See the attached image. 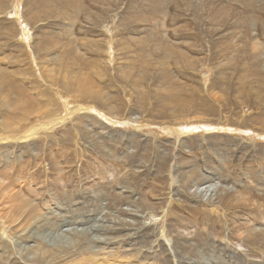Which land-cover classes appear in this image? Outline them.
Segmentation results:
<instances>
[{"label": "rangeland", "instance_id": "1", "mask_svg": "<svg viewBox=\"0 0 264 264\" xmlns=\"http://www.w3.org/2000/svg\"><path fill=\"white\" fill-rule=\"evenodd\" d=\"M74 262L264 264V0H0V264Z\"/></svg>", "mask_w": 264, "mask_h": 264}, {"label": "bare ground", "instance_id": "2", "mask_svg": "<svg viewBox=\"0 0 264 264\" xmlns=\"http://www.w3.org/2000/svg\"><path fill=\"white\" fill-rule=\"evenodd\" d=\"M14 9V11H13V13L12 14H10L9 16H11V18H16V19H18L19 17H20V15H18L17 14V11H16V9L15 8H13ZM12 11H10L9 13H11ZM26 23V22H25ZM24 28H25V32H24V34L20 37V39L21 40H23L24 42H26L27 41V43H30L31 42V38H32V34H31V30H30V28H29V26L27 25V24H24V26H23ZM70 106V105H69ZM68 106V107H69ZM83 108H85V109H87L88 107H86V106H83ZM131 118V117H130ZM110 121H112V120H110ZM116 123H118V122H116ZM134 124V123H133ZM185 128H187V127H185ZM175 130V129H174ZM190 130V129H189ZM175 133H177L176 131H174ZM181 133V132H180ZM18 138V137H17ZM15 139V138H14ZM9 140H11V139H9ZM92 256V254L89 256V257H87V258H84V260L83 261H81V263L82 262H89V261H91V260H96L95 258H93V257H91ZM107 260V259H106ZM97 261V260H96ZM80 262H78V263H76V262H74V263H72V264H79ZM80 263V264H81Z\"/></svg>", "mask_w": 264, "mask_h": 264}]
</instances>
